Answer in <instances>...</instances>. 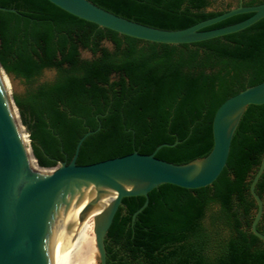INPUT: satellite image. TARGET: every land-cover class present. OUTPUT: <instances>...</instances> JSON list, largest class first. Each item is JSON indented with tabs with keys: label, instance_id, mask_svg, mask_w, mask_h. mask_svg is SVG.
I'll use <instances>...</instances> for the list:
<instances>
[{
	"label": "trees",
	"instance_id": "trees-1",
	"mask_svg": "<svg viewBox=\"0 0 264 264\" xmlns=\"http://www.w3.org/2000/svg\"><path fill=\"white\" fill-rule=\"evenodd\" d=\"M88 1L164 30L186 28L231 8L216 7V0ZM0 7L13 10H0L5 73L0 71L27 85L24 95H12V100L29 130L32 155L43 168L67 163L77 140L97 128L83 140L77 164L133 151L150 154L161 144L170 146L156 151L160 160L180 165L203 158L212 148L217 107L264 81V18L232 34L173 45L119 35L46 0H0ZM82 50L91 56L83 58ZM46 70L55 72L53 79L38 82ZM263 154L264 104L249 105L212 185H160L148 193V204L134 219L144 198L122 199L104 241L106 264H264V243L250 232L256 206L248 180ZM255 191L264 202V172ZM256 228L264 234V208Z\"/></svg>",
	"mask_w": 264,
	"mask_h": 264
},
{
	"label": "water",
	"instance_id": "water-1",
	"mask_svg": "<svg viewBox=\"0 0 264 264\" xmlns=\"http://www.w3.org/2000/svg\"><path fill=\"white\" fill-rule=\"evenodd\" d=\"M62 11L97 27L119 35L160 44H190L241 31L264 18V2L243 6L239 3L227 11L177 30L158 29L122 18L88 0H46ZM2 11H13L0 7ZM250 13L235 24L207 29L230 17ZM111 46L109 43H105ZM91 56L89 52L82 50ZM2 70V68L0 67ZM3 71V70H2ZM4 72V71H3ZM5 73V72H4ZM264 104V81L245 88L227 98L213 115L212 148L203 158L186 164H173L155 157L161 144L150 154L133 151L87 165L76 159L83 140L98 130H88L76 142L70 160L54 168L29 164V154L20 138L12 105L0 87V264H63L61 251L50 229V221L63 207L69 209L85 203L79 222L98 202L110 198L95 219V243L98 264H106L104 241L112 220L122 207V199L140 196L143 204L132 218L148 204V193L163 184L184 189H198L212 185L222 172L228 158L232 136L239 120L249 105ZM29 135V130L25 127ZM264 172V154L257 169L249 177V194L255 203L250 232L264 243V234L257 230L264 202L255 191Z\"/></svg>",
	"mask_w": 264,
	"mask_h": 264
},
{
	"label": "bare ground",
	"instance_id": "bare-ground-1",
	"mask_svg": "<svg viewBox=\"0 0 264 264\" xmlns=\"http://www.w3.org/2000/svg\"><path fill=\"white\" fill-rule=\"evenodd\" d=\"M0 87L4 92L1 83ZM5 98L11 105L6 95ZM12 111L16 119L14 110ZM21 131L19 127L20 138L25 146L26 152L29 154V164L32 168H35ZM109 201L110 198H107L98 202L81 222H79L80 211L87 201L78 203L69 209L62 206L53 216L49 226L61 251L63 264H97V249L94 231L95 219Z\"/></svg>",
	"mask_w": 264,
	"mask_h": 264
},
{
	"label": "rangeland",
	"instance_id": "rangeland-1",
	"mask_svg": "<svg viewBox=\"0 0 264 264\" xmlns=\"http://www.w3.org/2000/svg\"><path fill=\"white\" fill-rule=\"evenodd\" d=\"M236 1L237 0H216L215 6L223 8V7H226L227 5H229L230 7H233V6H235ZM108 47H110V46H108ZM81 56L83 58H89V55L84 53L83 51H81ZM54 75H55L54 71L46 70L38 78V82L49 81V80L53 79ZM0 83L2 85V88L4 90L5 95L8 98H9V95L11 98H12V95L23 96L26 89H27V85L23 80L15 78L12 75L3 74L2 72H0ZM18 121H19V125L22 127V129L24 131V132L21 131L23 140H24L25 144H27V142H28V144L30 146V141H29V137H28L29 135L25 131V127L21 124L19 117H18ZM97 264H98V260H97Z\"/></svg>",
	"mask_w": 264,
	"mask_h": 264
},
{
	"label": "flooded vegetation",
	"instance_id": "flooded-vegetation-1",
	"mask_svg": "<svg viewBox=\"0 0 264 264\" xmlns=\"http://www.w3.org/2000/svg\"><path fill=\"white\" fill-rule=\"evenodd\" d=\"M245 1H247V0H237V1L235 2V6H237L239 3H243V2H245Z\"/></svg>",
	"mask_w": 264,
	"mask_h": 264
}]
</instances>
